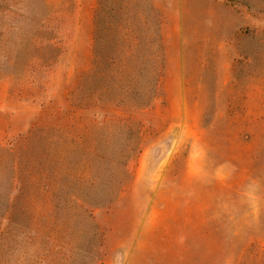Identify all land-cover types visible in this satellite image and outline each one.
Wrapping results in <instances>:
<instances>
[{"label":"rangeland","instance_id":"1","mask_svg":"<svg viewBox=\"0 0 264 264\" xmlns=\"http://www.w3.org/2000/svg\"><path fill=\"white\" fill-rule=\"evenodd\" d=\"M0 264H264V0H0Z\"/></svg>","mask_w":264,"mask_h":264},{"label":"trees","instance_id":"2","mask_svg":"<svg viewBox=\"0 0 264 264\" xmlns=\"http://www.w3.org/2000/svg\"><path fill=\"white\" fill-rule=\"evenodd\" d=\"M59 166H60V163L58 161H52L51 160V163H50V165L48 167V171L50 172V176H51L50 180H51V185H52L51 189H52V201H53V204L56 201V204L54 206L55 213H56L57 210H59V202L61 201L62 196L64 194L63 186L61 184V180H62L61 175L62 174L60 173V176L58 174H56ZM73 197H74V199L76 201H78V198H76L75 196H73ZM53 217H56L55 214H54Z\"/></svg>","mask_w":264,"mask_h":264}]
</instances>
